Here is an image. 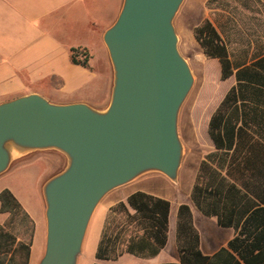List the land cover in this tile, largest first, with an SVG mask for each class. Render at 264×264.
Instances as JSON below:
<instances>
[{
  "label": "crops",
  "instance_id": "0c3cea01",
  "mask_svg": "<svg viewBox=\"0 0 264 264\" xmlns=\"http://www.w3.org/2000/svg\"><path fill=\"white\" fill-rule=\"evenodd\" d=\"M121 4L122 0H0V103L26 94L38 93L54 103L83 102L98 110L105 109L110 101L113 72L103 33L115 21ZM205 19L214 25L228 50L233 73L225 80L221 79L219 61L216 58H208L194 36V28ZM174 26L179 39V51L188 61L194 76L191 92L196 89L188 113L183 112L181 107L178 118V131L185 145V154L189 153L185 137L187 134H184L186 126H189L187 132L193 140V148L199 153L196 157L191 191L199 175L200 164L206 161L234 184L240 193L245 194V199L257 201L259 199L257 196L264 197L263 186L260 185L256 190H253V185L246 188L239 180L233 178L238 176L235 170H232V177L226 175L227 162L224 153L215 148L208 133V125L212 114L231 87H237L240 83V101L257 99L251 90L259 85L248 80L245 74L250 73L246 68L254 67L255 71L252 72L260 74V78L264 79V70L260 65H255L259 61L264 65V0H184L174 18ZM72 50L76 58L86 62V65L72 61ZM211 74H214L215 78L219 77V80L227 85L219 92H211L210 97L202 102L199 108L198 103L200 97L205 94L206 84H210L209 81L214 79ZM202 124L206 128L205 134L199 133ZM249 132L255 135V131ZM46 157L53 160L54 165L50 168L54 173L63 169L66 164V157L61 152L48 149L25 154L14 160L16 162L11 169L14 171L23 169ZM151 173L159 172L145 173L135 180ZM26 184L25 180H6L0 191L8 188L34 221L28 264H38L43 255L37 259L36 244L41 234L40 214L43 218L42 236L45 248V204L42 186L40 191L35 188V198L39 200L37 206L23 193ZM168 201L170 202L168 238L159 253L149 258L125 253L116 260L97 259L95 254L103 221L97 231L89 264L178 262L177 212L182 203L173 208L171 201ZM188 205L194 226L199 233L201 252L212 256L222 247H227L228 242L237 233L235 228L219 225L215 215H205L192 199ZM235 210L237 211V208ZM7 215L8 213H0V224L5 221ZM92 219L93 216L87 228L78 264L84 252ZM202 222L209 225L211 238L205 236Z\"/></svg>",
  "mask_w": 264,
  "mask_h": 264
},
{
  "label": "water",
  "instance_id": "95a60500",
  "mask_svg": "<svg viewBox=\"0 0 264 264\" xmlns=\"http://www.w3.org/2000/svg\"><path fill=\"white\" fill-rule=\"evenodd\" d=\"M183 1L122 0L103 33L113 72L105 109L38 93L0 103V174L33 151L66 157L42 185L46 233L38 264H78L93 213L112 190L149 172L176 181L184 155L179 112L194 84L174 26ZM15 148L26 151L14 155Z\"/></svg>",
  "mask_w": 264,
  "mask_h": 264
},
{
  "label": "trees",
  "instance_id": "16d2710c",
  "mask_svg": "<svg viewBox=\"0 0 264 264\" xmlns=\"http://www.w3.org/2000/svg\"><path fill=\"white\" fill-rule=\"evenodd\" d=\"M194 36L204 54L219 61L221 79L231 76L233 67L227 47L211 21L205 19L196 26ZM72 51V61L86 65ZM256 64L264 70L260 61ZM246 69L250 73L245 77L259 85L251 87L257 99L240 101V83L231 87L212 114L208 133L215 148L224 153L226 175L232 177L235 170L238 176L233 178L256 190L260 185L264 189V79L252 72L254 67ZM245 198L220 171L201 162L191 199L205 215H215L219 225L233 226L237 233L227 247L212 256L204 255L190 206L182 203L177 212L179 261L163 264H264V197L257 196V201ZM169 211L170 202L165 198L145 191L131 193L110 209L96 258L115 260L123 253L155 256L167 243ZM0 212L9 214L0 225V264H28L34 221L8 188L0 191Z\"/></svg>",
  "mask_w": 264,
  "mask_h": 264
},
{
  "label": "rangeland",
  "instance_id": "374dc122",
  "mask_svg": "<svg viewBox=\"0 0 264 264\" xmlns=\"http://www.w3.org/2000/svg\"><path fill=\"white\" fill-rule=\"evenodd\" d=\"M211 77H214V79L209 81L210 84H206L204 90L205 94H203L204 96L200 97L201 99L199 100L198 103L199 108H200V104L202 102H205L210 97L209 94L211 92L214 91L219 92L222 89H224L225 86L227 85L224 82H221L219 80V77L215 78L214 74H211ZM195 90L196 89H194L192 92L190 91L189 95L187 96L185 102L182 105V111L185 113H188L190 104L191 102H193L192 98H194L193 95ZM186 125H188V123H186ZM184 131H186L184 134L185 135L187 134L185 137L187 139L186 143H187V148L189 149L188 150L189 153L187 155L185 154L186 149L183 143L184 155L177 172L176 181L174 182L167 176H164L160 173H151L146 177L137 179L132 183H129L122 187H118L117 189H114L113 191L109 192L100 201L93 215V219L91 221V225L84 245V252L80 259L79 264H89V261L92 258L95 238L97 236V231L100 227V224H102L103 221L105 223L109 215L110 209L113 206H115L119 201H125L126 200L125 198L128 197V195H130L131 193L135 191H145L153 195H160V197L162 196V198L165 197L168 200H170L173 208H176V205H178L179 203L188 204L191 201L190 191H191L192 181L194 180V172L196 169V164H195L196 157L199 153H196L197 151L196 148L195 149L193 148L194 147L193 140L188 135L187 131H189V126H186ZM205 132H206L205 125L202 124L199 127V133L205 134ZM15 162L16 161H13L8 167V169L2 174H0V187L4 184V181L6 180L8 181L25 180L27 184L24 185L25 188H23V193L32 200V203L34 201V203H36L38 206L39 200L35 198L36 197L35 188H38V191H40V187L43 185L45 180L54 173L52 168H50L51 166L54 165L53 160L51 158L46 157L45 159H41L39 161L37 160V162H34L33 164H29L27 165V167H24L23 169L17 171L11 169L14 166ZM19 185L21 186V184ZM119 199H125V200H119ZM0 213H8V212H0ZM8 216L9 214L7 215V218ZM42 220L43 218L42 215L40 214L39 221L41 224V234H40V239L36 244L37 259L40 255L43 254V248H44L43 236H42ZM5 221L0 225H3ZM202 228H203V232L205 233V236L207 238H211L212 233L209 225L202 222ZM103 260H107V259H103ZM108 260H112V259H108Z\"/></svg>",
  "mask_w": 264,
  "mask_h": 264
},
{
  "label": "bare ground",
  "instance_id": "6f19581e",
  "mask_svg": "<svg viewBox=\"0 0 264 264\" xmlns=\"http://www.w3.org/2000/svg\"><path fill=\"white\" fill-rule=\"evenodd\" d=\"M189 51V50H188ZM26 150L25 149H23V148H15V149H12V153L14 154V155H21L23 152H25Z\"/></svg>",
  "mask_w": 264,
  "mask_h": 264
}]
</instances>
